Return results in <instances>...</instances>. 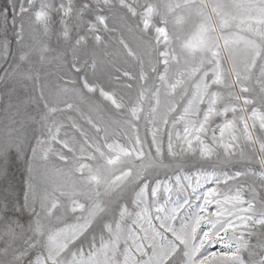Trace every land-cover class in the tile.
<instances>
[{
    "label": "snow or ice",
    "instance_id": "6c2138e0",
    "mask_svg": "<svg viewBox=\"0 0 264 264\" xmlns=\"http://www.w3.org/2000/svg\"><path fill=\"white\" fill-rule=\"evenodd\" d=\"M0 264H264V0H0Z\"/></svg>",
    "mask_w": 264,
    "mask_h": 264
},
{
    "label": "rangeland",
    "instance_id": "374dc122",
    "mask_svg": "<svg viewBox=\"0 0 264 264\" xmlns=\"http://www.w3.org/2000/svg\"><path fill=\"white\" fill-rule=\"evenodd\" d=\"M52 46L56 47L55 40L52 41ZM16 178H17V181H19V179H20L19 174H17Z\"/></svg>",
    "mask_w": 264,
    "mask_h": 264
}]
</instances>
